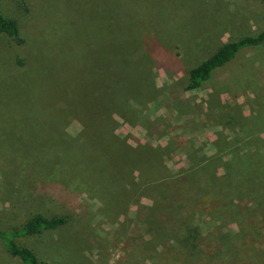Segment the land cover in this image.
I'll return each mask as SVG.
<instances>
[{
    "label": "rangeland",
    "instance_id": "rangeland-1",
    "mask_svg": "<svg viewBox=\"0 0 264 264\" xmlns=\"http://www.w3.org/2000/svg\"><path fill=\"white\" fill-rule=\"evenodd\" d=\"M0 15L23 41L0 35V148L10 149L0 154V229L65 217L56 230L17 239L45 264H264V220L247 212L256 203L240 199L251 188L233 164H254L262 188L264 44L188 90L189 71L219 47L264 31V0H0ZM128 95L129 118L115 117L114 136L142 153L96 142L102 133L93 131L96 115ZM72 140L100 146L110 167L96 173L112 175L105 184L85 181L81 165L60 173L87 157L56 158L49 145ZM42 145L46 152L16 153ZM148 154L156 164H142ZM133 162L135 188L118 168ZM197 189L210 196L196 200ZM225 192L220 217L212 209ZM170 209L184 217L169 219ZM0 264L22 263L0 242Z\"/></svg>",
    "mask_w": 264,
    "mask_h": 264
},
{
    "label": "trees",
    "instance_id": "trees-1",
    "mask_svg": "<svg viewBox=\"0 0 264 264\" xmlns=\"http://www.w3.org/2000/svg\"><path fill=\"white\" fill-rule=\"evenodd\" d=\"M0 35H4L10 40H12L16 45H21L22 40L19 38V29L17 26V23L9 18H5L2 15H0ZM264 44V31L258 33L255 36H247L244 38H241L235 42L231 43H226L219 47L214 54H212L209 58H207L205 61L201 62L199 65L196 67L192 68L189 73H188V90H195L200 88L201 84L203 82H206L210 79L213 71H215L218 68L223 67L225 64L230 62L238 52L250 48V47H257L260 45ZM142 69V67H141ZM142 75L146 76V70L143 71L141 70ZM130 97L132 95L125 96L122 100V105L121 106H115V107H110L106 110H102L100 114L96 115V120L99 123L97 126L94 127L93 131L94 133L96 132L97 129L102 133V135L95 134L98 137V140L96 142L102 143H108V144H115L121 147H124L125 149H128L129 151L132 152H144L143 150H139L137 148H130L126 145V143L117 137L114 136V131L116 129V116L123 115L124 120H126L128 117V114L130 110H125L123 113V109H129L128 103L130 102ZM80 118V122L82 123V129L83 131L86 128H91V123L85 121L81 116H78ZM82 131V132H83ZM98 131V132H99ZM66 137V136H65ZM69 139H74L71 137H66ZM101 138V139H100ZM77 140H72L69 146H67L64 143H61L63 145H59L60 143H55L51 144L49 146L56 145V158H71L75 159L76 157L85 154L87 157L85 159H80V164L75 165L73 167H65L60 170V173H74L76 169L81 165V174L80 176L84 177L85 181H90L92 184H94L97 180H100L105 184L106 180L110 179L112 175L110 174L109 176H105L101 173L98 172L97 166L100 165L103 166L104 168H108L110 166H107V157H105L101 151H100V146L99 145H90L89 143L86 142V145H81ZM49 146H36V147H30V148H22L20 150H17L16 153L21 152L22 150L25 152L24 155H27V153H30L32 155L39 154L42 152H46V150L49 148ZM76 146H79L80 150H71L70 148L75 149ZM10 151L9 148H7V151H2V148H0V154L3 153H8ZM100 155V158H99ZM3 155H0V159H4L2 157ZM247 158L249 159H254L257 161H260L262 158L261 154H257L256 152H252L249 154H246ZM154 159L148 154V157H144V161L142 164L144 165H153L156 163H151V160ZM233 161H229L228 165H231ZM86 164V165H84ZM132 165H129V167L122 166L118 167L122 172L124 179L128 178L131 179L130 185H132L134 188L136 187L135 185H140L139 182H135V179H139V176H136L135 173H137L136 168L138 167L136 162L131 163ZM234 165H238L240 168V176L238 179L244 180V182L250 186L251 190L246 191L240 196V199L247 198L249 199V202L251 203H256L254 206L250 207L245 206L247 209V212L250 214L251 217H253V220H264V185L260 190H255V186L259 185L257 181V176H256V168L255 165L250 163V162H237L235 160L233 162ZM227 166H224V171H226L227 174ZM84 168V170H82ZM197 169V168H196ZM229 169V168H228ZM79 171V172H80ZM108 174V173H107ZM139 174V173H138ZM225 174V175H226ZM100 177V178H98ZM217 177V175L215 176ZM232 179H229V183H231ZM139 181V180H138ZM155 185L157 187V190H159L160 187H163L162 185H165L168 183V180L165 178L162 179H156L154 180ZM240 194V191L239 193ZM210 194L206 190L203 189H197V196H193L196 200L198 197H202L205 199V197H209ZM227 196L228 194L225 192L224 196L222 199L217 200L218 203L216 206L213 207L212 211L216 214H218L220 217L224 215V212L228 208H223V207H217V205L220 203L226 204L227 203ZM167 197H172V194H168ZM166 197V198H167ZM123 198H125L123 196ZM161 199H165V195L162 196ZM172 199V198H171ZM240 207V206H239ZM257 207H260L259 210ZM241 208V207H240ZM157 208L155 207L153 210H149V213L147 215H151L152 218H155L158 215ZM146 215V217H147ZM174 216L177 217H184L182 214H179L177 212H173V210H169L168 213V218L173 219ZM223 219V218H222ZM149 220V218H147ZM212 220H220V219H212ZM240 220V219H239ZM217 221H214L215 223H218ZM149 222V221H147ZM151 222V221H150ZM66 223V218L65 217H44L42 215H33L29 219H27L20 227L18 228H13L11 231H4L0 229V242L3 244L5 247L7 253L14 257L17 258L21 261L22 264H45L42 262H39L35 253L28 247L21 245L17 242V239L22 238V237H31V236H36L41 234L42 232L49 231V230H56L57 228L63 226ZM222 223H220V226ZM244 225V224H243ZM149 226L150 224L147 225L148 231H152ZM153 228V227H152Z\"/></svg>",
    "mask_w": 264,
    "mask_h": 264
}]
</instances>
